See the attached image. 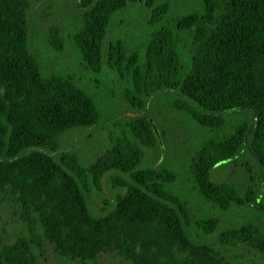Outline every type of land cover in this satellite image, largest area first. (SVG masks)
Wrapping results in <instances>:
<instances>
[{
  "label": "trees",
  "instance_id": "1",
  "mask_svg": "<svg viewBox=\"0 0 264 264\" xmlns=\"http://www.w3.org/2000/svg\"><path fill=\"white\" fill-rule=\"evenodd\" d=\"M34 1L0 0V205L23 222L9 242L0 231V264H35L46 241L82 263L114 250L123 264H242L247 247L258 255L251 264H264V222L220 216L264 209V0H79L70 39L80 62L106 64L136 110L178 91L171 106L203 130L187 152L185 184L173 165L144 162L157 143L147 115L125 117L91 162L61 148L65 131L97 123L103 110L73 72L42 69L28 39ZM140 2L150 8L140 38L109 39L116 12ZM50 32L61 50L60 29ZM246 139L259 177L247 186L214 179ZM105 176L113 203L98 212L91 197Z\"/></svg>",
  "mask_w": 264,
  "mask_h": 264
},
{
  "label": "rangeland",
  "instance_id": "2",
  "mask_svg": "<svg viewBox=\"0 0 264 264\" xmlns=\"http://www.w3.org/2000/svg\"><path fill=\"white\" fill-rule=\"evenodd\" d=\"M173 6L185 5L188 0H171ZM79 0H36L28 9V39L31 48L38 56L42 69L47 72L64 74L73 72L76 78L89 86L94 92L103 113L97 123L89 127H81L65 131L61 138V148L76 151L85 162H91L109 142L111 136L120 132L121 122L125 117L147 115L154 122L157 143L150 149L144 162L152 165L171 164L179 172V181L185 184L183 165L187 152L194 140L203 130L193 124L182 112L171 106V99L178 96V91L162 90L151 95L143 110H136L126 104L123 96V81L106 64L100 70L93 71L81 62L70 39L71 26L77 23L80 14ZM150 8L143 2L130 5L116 12L111 18L108 37L122 36L125 41H137L146 28V19ZM59 28L64 38L61 50L54 49L49 42L50 31ZM250 115L249 111H243ZM260 172L255 157L248 149V139L244 147L230 161L215 166L212 177L216 180H230L240 186H247L252 179H257ZM103 190L91 197V205L95 211L113 203V189L105 176ZM260 201L264 203V192ZM253 215V216H252ZM221 220L226 218L255 217L264 222V209L258 213L251 208L233 209L220 213ZM23 228V222L16 211L0 205V231L4 242H9ZM35 264H123V258L116 251H104L94 260L84 263L72 260L59 254L50 242L43 243L38 251ZM242 264H251L257 259V253L251 248L238 251Z\"/></svg>",
  "mask_w": 264,
  "mask_h": 264
}]
</instances>
